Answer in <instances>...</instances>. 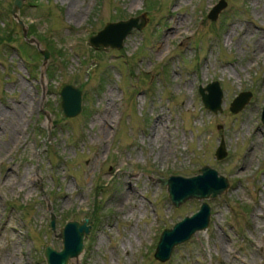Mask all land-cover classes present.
Returning <instances> with one entry per match:
<instances>
[{"label": "rangeland", "instance_id": "obj_1", "mask_svg": "<svg viewBox=\"0 0 264 264\" xmlns=\"http://www.w3.org/2000/svg\"><path fill=\"white\" fill-rule=\"evenodd\" d=\"M223 1L212 20L220 0H25L24 35L14 0H0V264H47V244L61 250L60 229L86 218L85 249L68 264H264V0ZM140 15L122 48L91 42L107 23ZM213 81L217 112L200 94ZM65 84L83 91L75 117L60 105ZM26 91L12 136L4 123ZM242 91L252 96L233 112ZM203 165L230 187L207 199L208 227L160 260L164 229L202 205L176 207L160 179Z\"/></svg>", "mask_w": 264, "mask_h": 264}, {"label": "water", "instance_id": "obj_2", "mask_svg": "<svg viewBox=\"0 0 264 264\" xmlns=\"http://www.w3.org/2000/svg\"><path fill=\"white\" fill-rule=\"evenodd\" d=\"M25 0H14L12 13L18 18L23 26L24 35L27 34V27L23 20L18 17V10ZM227 6L226 1L220 0L208 14L212 20H216L222 10ZM144 16L129 17L116 22H109L106 26L91 38V42L96 47L122 48L124 46L127 35L133 28H142L144 26ZM112 35L114 39H109ZM97 39L100 41L96 42ZM33 42L35 40L31 39ZM37 47L44 53V63L49 59L50 51L41 49L40 42H36ZM208 90V92H206ZM61 108L66 117H75L82 110L83 91L80 87L73 84H65L61 89ZM200 94L205 106L214 112L222 109L223 90L219 81H213L206 87L200 86ZM251 91L240 92L231 102V110L238 112L250 100ZM264 122V109L262 114ZM227 155L225 141L222 140L216 149V157L223 159ZM200 174L194 176L171 175L168 178H161L163 186L167 187L169 197L176 207L181 206L189 199H198L202 201L200 209L191 216H186L177 222L173 227L166 228L160 236L155 256L160 260H168L171 258L174 248L191 239L192 235L199 230H204L210 223L211 206L207 199L215 198L223 194L229 187L230 182L224 175H220L218 170L210 165H203ZM200 215H203L200 216ZM89 219L83 222L78 220L68 221L58 234L62 238L63 248L57 250L51 244H47L45 248V257L47 264H68L71 258H78L85 249V236L91 231ZM55 214H52L50 226L56 230Z\"/></svg>", "mask_w": 264, "mask_h": 264}, {"label": "bare ground", "instance_id": "obj_3", "mask_svg": "<svg viewBox=\"0 0 264 264\" xmlns=\"http://www.w3.org/2000/svg\"><path fill=\"white\" fill-rule=\"evenodd\" d=\"M186 24V21L184 20V19H182V18H180V20H176V22H175V27H174V31H178V32H181V28L183 27V25H185ZM175 33V32H174ZM108 38L109 39H114L113 38V36L112 35H109L108 36ZM261 46H263L262 44H261V42L259 41L258 42V53H260L261 52ZM206 92H208V90L206 91ZM31 99V94H30V92L29 91H26L25 92V94H24V97L22 98V100H21V105H18V104H13L12 105V110H11V112H9L10 114V116H12V119L10 120V122L11 123H7V124H5L4 123V130H8L9 128V131H10V133H11V135L13 136V135H17L18 133V130H16L15 132L14 131H12V127L13 126H20V124H21V122H22V120L20 119V114H21V112H23V107H26V103L29 101ZM23 106V107H22ZM7 111H0V115L1 116H6V115H8L7 113H6ZM6 119H8L7 117H6ZM103 120L105 121V125H104V130H103V132H106V131H108V129H109V126H110V121H111V118H110V116L108 117L107 115L105 116V117H103ZM18 123V124H17ZM9 127V128H8ZM8 128V129H7ZM13 183H15V182H13ZM200 216H202L203 217V215H200ZM14 260H15V258L14 257H11V256H9L8 258H7V260H5L6 261V264H11V263H14V264H17L16 262H14Z\"/></svg>", "mask_w": 264, "mask_h": 264}, {"label": "trees", "instance_id": "obj_4", "mask_svg": "<svg viewBox=\"0 0 264 264\" xmlns=\"http://www.w3.org/2000/svg\"><path fill=\"white\" fill-rule=\"evenodd\" d=\"M52 49V48H51Z\"/></svg>", "mask_w": 264, "mask_h": 264}]
</instances>
